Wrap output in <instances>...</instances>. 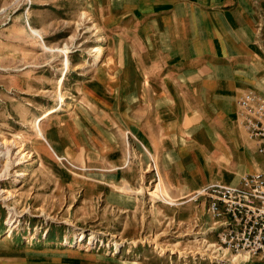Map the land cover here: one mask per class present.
Returning a JSON list of instances; mask_svg holds the SVG:
<instances>
[{
  "label": "crops",
  "instance_id": "1",
  "mask_svg": "<svg viewBox=\"0 0 264 264\" xmlns=\"http://www.w3.org/2000/svg\"><path fill=\"white\" fill-rule=\"evenodd\" d=\"M89 1L86 16L100 44L74 68H85L77 73L84 81L77 92L91 105L64 124L50 112L44 125L59 121L53 130L62 142L43 127L40 148L91 170L92 178L100 175L102 184L85 181L87 197L100 193L124 226L159 221L158 202L143 196L153 182L181 203L166 206L180 222L200 208L210 223L203 198H184L264 170L255 142L237 121L241 94L264 96V0ZM89 135L94 147L82 144ZM53 251L73 259L44 264H105L79 261L76 250ZM250 258L246 264H264V254Z\"/></svg>",
  "mask_w": 264,
  "mask_h": 264
},
{
  "label": "rangeland",
  "instance_id": "2",
  "mask_svg": "<svg viewBox=\"0 0 264 264\" xmlns=\"http://www.w3.org/2000/svg\"><path fill=\"white\" fill-rule=\"evenodd\" d=\"M91 6L89 0H0V149L10 147L11 163L4 174L6 159H0V264L70 261V255L53 253L65 249L79 251V261L97 259L105 264L251 261L245 256L218 259L211 246L216 240L209 229L212 220L209 223L198 208L180 222L172 215L175 209L169 213L166 206L181 203L169 200L156 182L148 183L143 196L158 202L159 221L147 225L141 219L124 226L119 211L106 207L100 193L87 197L85 181L98 179L95 182L102 184L100 175L92 178L91 170L82 171L39 147L36 121L48 109L53 111L51 119L61 118L64 124L75 113L86 114L91 105L77 92L84 85L76 80L77 73H85V68H74L90 56L93 44H100L85 12ZM29 26L46 28L40 29L39 37ZM44 121L40 120V131L44 127L48 137L62 142L61 134L53 130L59 121L46 125ZM86 124L84 118L82 126ZM93 143L91 135L82 140L84 145L94 147ZM200 203L198 199L196 205ZM164 256L166 262L161 263Z\"/></svg>",
  "mask_w": 264,
  "mask_h": 264
},
{
  "label": "built area",
  "instance_id": "3",
  "mask_svg": "<svg viewBox=\"0 0 264 264\" xmlns=\"http://www.w3.org/2000/svg\"><path fill=\"white\" fill-rule=\"evenodd\" d=\"M237 121L257 146L264 163V96L247 90L237 99ZM216 228L211 243L218 259L264 254V170L243 175L236 184H208L194 194Z\"/></svg>",
  "mask_w": 264,
  "mask_h": 264
},
{
  "label": "bare ground",
  "instance_id": "4",
  "mask_svg": "<svg viewBox=\"0 0 264 264\" xmlns=\"http://www.w3.org/2000/svg\"><path fill=\"white\" fill-rule=\"evenodd\" d=\"M30 27V26H29ZM30 29H31V31L34 33V34H36L37 36H39V37H41L40 36V31L37 29V28H32V27H30ZM47 49H50V50H52L53 48H51V47H49V46H45ZM95 50H98V51H101L102 50V47H100V46H98V47H96L95 48ZM100 56V54L98 55V57ZM65 64H66V68L68 67V60H67V58H65ZM50 112H53L51 109L49 110H47L43 115H41L38 119H37V121H36V129H37V131H38V134L42 137V140L43 141H41V142H39V144H41L42 142H43V144H44V138H43V136H42V133H41V131H40V127H39V124H40V120L42 119V118H45ZM7 144V143H6ZM40 147V146H39ZM3 158H5L6 159V163H5V168H4V171H3V173L5 174L7 171H8V169L10 168V165H11V163H10V161H9V158H10V147H8V146H5V149H0V159H3ZM60 159V158H59ZM23 174H25V173H23ZM17 181H18V179H17ZM1 193V192H0ZM14 212V210H13V208H10V218H9V220H8V223L10 224V228L9 229H12V224L14 223V221H12L11 220V215H12V213Z\"/></svg>",
  "mask_w": 264,
  "mask_h": 264
}]
</instances>
